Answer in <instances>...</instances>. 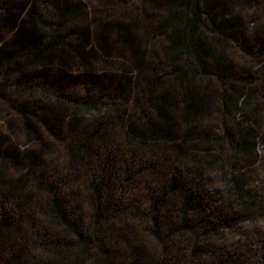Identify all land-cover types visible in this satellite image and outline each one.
<instances>
[{"label":"trees","instance_id":"trees-1","mask_svg":"<svg viewBox=\"0 0 264 264\" xmlns=\"http://www.w3.org/2000/svg\"><path fill=\"white\" fill-rule=\"evenodd\" d=\"M246 5L264 0H0V86L27 59L77 70L83 40L114 64L80 94L55 81L45 134L41 107L6 137L0 264H264V31ZM245 223L225 254L217 235Z\"/></svg>","mask_w":264,"mask_h":264},{"label":"rangeland","instance_id":"rangeland-1","mask_svg":"<svg viewBox=\"0 0 264 264\" xmlns=\"http://www.w3.org/2000/svg\"><path fill=\"white\" fill-rule=\"evenodd\" d=\"M24 8L25 5L23 3L19 8H16L14 12L17 15L21 12L23 15H20V17H23L26 13V8ZM223 18L228 19L229 15H225ZM238 18L241 22H249L250 28H252L253 31H264V9L262 7L253 9L246 5L245 8L238 13ZM1 25H3L2 20L0 21V28ZM215 30L214 25L209 26L205 29L203 35L211 39ZM12 35L13 34H9L4 40L0 39V46L6 39L12 37ZM78 44H80L79 47L81 49L85 50L86 60L76 63L77 70H72L58 60L48 61V64L51 65L50 68L45 66L43 60L32 61L30 59H27L25 63L19 64L18 62L10 67V70H8L10 73L8 80L3 79L1 83L3 86H0L2 90L0 93V151L9 149L10 145L4 146V144L8 142L6 137L8 138L9 135L13 134L15 137L25 138L22 128L26 121V116L28 115H23L22 112L24 111L37 112L36 108L42 107L39 118L33 114L27 118H29L32 123L36 124V128L40 132L36 130L38 134H45L44 124L42 122L43 119H53L50 117L53 114L52 111L58 109L62 101V99L54 93H47L48 90L54 91L58 88L55 85V81L66 84L64 90L76 95L82 92L84 78L87 79L91 76H96L101 79V73L102 75H111V66L114 64L98 61L95 52L89 49L88 46H84L86 45V40ZM9 144L14 146L13 142ZM20 149L24 150L25 146H20ZM1 172L4 171L0 170V173ZM208 176L210 177V175ZM209 177L205 180L207 183L201 185V189L204 190L206 194L217 195L219 198L222 192V181L217 177ZM250 181L251 179H249V182ZM190 184L191 186H195L197 182L193 181L190 182ZM222 198L221 196L219 201L213 198L212 201L215 202L216 205H224L223 203L225 202H223ZM216 205L210 206V209L212 208L214 211H217L215 208ZM248 227V223H245L243 227H240V230L233 231L232 229H227L225 233L218 234L215 239L217 246L221 248L224 253L228 252L233 254L236 252V257L238 258V252H241L239 249L241 250L240 247H242V244H245L243 239L246 234L245 232L249 229Z\"/></svg>","mask_w":264,"mask_h":264}]
</instances>
